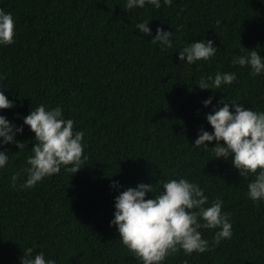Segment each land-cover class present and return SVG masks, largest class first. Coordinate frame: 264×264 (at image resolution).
<instances>
[{"label":"trees","instance_id":"obj_1","mask_svg":"<svg viewBox=\"0 0 264 264\" xmlns=\"http://www.w3.org/2000/svg\"><path fill=\"white\" fill-rule=\"evenodd\" d=\"M125 2L0 0L15 21L14 42L0 45V91L14 106L0 114L19 126L30 109L60 105L84 132L87 156L75 174L62 166L21 188L34 133L25 125L15 137L23 146H2L9 161L0 169V264H21L28 247L57 264H140L109 226L114 197L139 182L158 188L159 180L180 177L203 188L209 203L223 201L232 236L217 244L216 229L201 228L205 252L181 250L163 264H264V202L246 195L253 174L243 178L230 158H214L215 141L205 142L207 150L192 144L198 128L212 131L205 114L218 100L264 111V74L231 64L242 47L264 57V0H161L159 9L128 11ZM145 19L152 36L157 27L172 33L171 48L134 29ZM200 39H211L216 55L181 62L178 52ZM217 71L236 79L212 90L196 84Z\"/></svg>","mask_w":264,"mask_h":264},{"label":"clouds","instance_id":"obj_2","mask_svg":"<svg viewBox=\"0 0 264 264\" xmlns=\"http://www.w3.org/2000/svg\"><path fill=\"white\" fill-rule=\"evenodd\" d=\"M163 3L169 6L172 0H163ZM146 4L159 9L161 0H126L124 9H143ZM149 23L150 20H141L134 29L152 36ZM14 25L12 13L0 9V45L14 42ZM150 42L158 43L161 50L171 48L172 33L157 27ZM216 52L217 47L211 39L193 40L178 52V59L192 65L209 60ZM241 52L232 58L231 64L248 66L253 76L264 74V57L257 50L242 47ZM235 79L234 72L217 71L214 75L202 77L196 84L201 89L212 90L229 85ZM212 100L213 97L209 96L201 103L208 107ZM13 106V100L0 91V110ZM205 119L212 131L198 128L192 144L207 150L210 147L205 142L215 141L211 147L213 157L230 158L232 166L243 178L253 174L254 178L247 184L246 195L253 202H264V111L245 107L235 100H218L216 105H212V111L205 114ZM25 125L34 133L35 142L31 148L32 155L26 159L27 175L21 188L34 187L46 176L59 173L62 166L73 174L86 166L84 132L74 129V121L64 117L60 105L50 108L38 105L22 117L19 126L0 114V169L9 161L8 152L2 146L12 143L17 148L23 146L15 137ZM16 179L14 174L13 185ZM118 183L112 181L110 186ZM158 184L157 188L154 183L139 182L114 197V212L109 226H115L120 242L140 264H163L167 256L181 250L186 256L205 252L209 241L202 238L201 228L216 229L212 237L214 243L231 238L232 224L228 213L222 211L220 198L209 203L204 189L184 177L159 180ZM149 193L152 194L150 197L147 196ZM20 261L21 264H57L55 259L46 258L43 251L34 253V247L26 248Z\"/></svg>","mask_w":264,"mask_h":264}]
</instances>
